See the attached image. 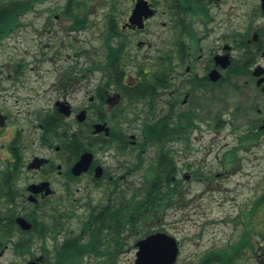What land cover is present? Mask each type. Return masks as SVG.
<instances>
[{
  "label": "flooded vegetation",
  "instance_id": "obj_1",
  "mask_svg": "<svg viewBox=\"0 0 264 264\" xmlns=\"http://www.w3.org/2000/svg\"><path fill=\"white\" fill-rule=\"evenodd\" d=\"M138 1L122 8L113 0L114 29L106 24L91 64L83 41L69 37L81 30L71 29L61 31L67 39L48 38V59L18 62L9 74L20 85L4 88V100L22 88L32 92L26 101L52 104L16 116L0 111V264H115L129 251L136 257L147 234L142 221L152 219L137 218L136 204L158 152L145 130L158 119L186 144L191 133L216 126L229 109L215 111L217 101L242 85L261 97H244L242 135L255 144L264 139L261 1L144 0L151 16L130 22ZM48 77L54 80L45 87ZM83 155L87 167L77 172Z\"/></svg>",
  "mask_w": 264,
  "mask_h": 264
},
{
  "label": "rangeland",
  "instance_id": "obj_2",
  "mask_svg": "<svg viewBox=\"0 0 264 264\" xmlns=\"http://www.w3.org/2000/svg\"><path fill=\"white\" fill-rule=\"evenodd\" d=\"M123 1L129 0H122L121 7H127ZM66 2L44 0L36 4L20 18L19 28L0 41V111L4 106V110L16 116L18 110H34L52 104L43 99L26 101L32 92L22 88L14 92L9 90L4 100V88L20 85L17 80L13 84V76L9 75L18 62L32 63L44 55L48 59L52 46H47L48 38L58 41L61 38L57 36L62 35L67 39V34L61 31L75 29L72 18L65 14ZM78 3V8L77 2L73 4L72 12L80 18L84 16L85 23L78 28L79 34L69 37L83 41L88 51L87 63L91 64L100 52V37L106 31L108 20L113 18L114 4L113 0H79ZM239 3V0L232 2ZM248 8L247 4L243 7L245 11ZM244 14L240 20L243 23L248 19L247 13ZM157 24L153 28L160 29L161 25ZM68 53L61 52V56L65 58ZM32 77L29 76L31 83L28 85L34 87ZM52 80L53 77H48L45 87ZM226 95L227 101L224 96L215 107L217 112L224 109V105L229 108L222 112L220 125L214 126V121L210 131L191 133L186 144L182 141L169 144L177 163L176 176L181 181L178 184L180 202L165 209L157 220L142 221L148 230L165 232L179 242L175 264H196L203 254L230 248L245 233L251 246L242 249L235 264H264V204H256L264 190V139L258 144L239 141L246 130L243 99L250 97L253 101L261 97L242 85H233ZM151 155L150 151L148 156ZM139 237L137 235V239ZM134 260V252L129 251L121 254L115 264H135Z\"/></svg>",
  "mask_w": 264,
  "mask_h": 264
},
{
  "label": "trees",
  "instance_id": "obj_3",
  "mask_svg": "<svg viewBox=\"0 0 264 264\" xmlns=\"http://www.w3.org/2000/svg\"><path fill=\"white\" fill-rule=\"evenodd\" d=\"M42 1L44 0H0V41L19 28L20 18ZM66 1L64 11L67 16L72 18L73 28H82L85 23V17L80 18L78 14L72 12L73 4L77 2V8L80 6L79 0ZM108 26V29H114L111 18L108 20ZM111 60L109 59L108 63ZM145 132L148 141L157 146L158 152L155 159L149 163L144 172L146 179L144 185L145 193L141 198L142 201L136 204V216L143 219V216L152 215L153 220H157L165 209L178 205V202H180L178 199L180 191H178L176 181L172 180L176 176V162L172 153H170V147H168V143L178 140L179 134L177 131L171 132L166 130L161 119H158L150 126H146ZM145 199L150 200L147 206ZM256 204H264V190L261 197L256 200ZM145 231L146 233H150L148 229ZM248 246L251 245H249L245 233L230 248L203 254L196 264H235L241 256L242 249Z\"/></svg>",
  "mask_w": 264,
  "mask_h": 264
},
{
  "label": "water",
  "instance_id": "obj_4",
  "mask_svg": "<svg viewBox=\"0 0 264 264\" xmlns=\"http://www.w3.org/2000/svg\"><path fill=\"white\" fill-rule=\"evenodd\" d=\"M261 1V7L264 12V0ZM146 2L144 0H139L136 9L133 11L130 17V22H140L142 18H147L151 16L152 11L146 8ZM62 108L63 103H59ZM2 116L0 115V126H3L1 122ZM102 126H95V131L100 130ZM84 166L83 165V162ZM88 164L87 156L83 155L80 162L76 165L77 172L85 170ZM17 222L22 226V228H29V225L25 224L23 219H18ZM137 253L135 264H174L176 262L179 249L178 242L176 239L168 234L162 232H156L144 239L139 240L136 243ZM35 264V263H30Z\"/></svg>",
  "mask_w": 264,
  "mask_h": 264
}]
</instances>
